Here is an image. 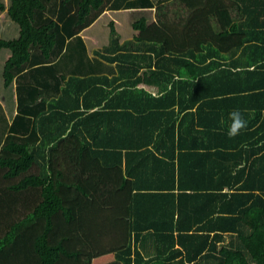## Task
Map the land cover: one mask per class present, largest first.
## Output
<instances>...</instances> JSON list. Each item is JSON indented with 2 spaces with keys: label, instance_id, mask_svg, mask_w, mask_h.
Segmentation results:
<instances>
[{
  "label": "trees",
  "instance_id": "trees-1",
  "mask_svg": "<svg viewBox=\"0 0 264 264\" xmlns=\"http://www.w3.org/2000/svg\"><path fill=\"white\" fill-rule=\"evenodd\" d=\"M202 1L161 0L145 14L105 13L119 8L113 0H0V53H9L2 63L0 55L4 103L24 70L48 75L43 66L70 37L81 35L91 55L117 68L111 78L59 75L60 93L48 101L34 88H18L17 114L0 146V264H264V153L250 152L251 142L224 145L226 156L243 153L254 173L240 191L223 193V186H236L240 174H230L241 162L222 169L219 193L207 196L225 205H184L183 191L175 193L176 202L162 198L175 196L174 170L162 156L172 158L175 149L181 154L183 133L176 145L173 131L180 113L179 127L209 105L200 104L201 96L220 87L240 99L264 97V33L253 45L260 64L234 67L237 81L183 78L185 70L196 75L182 63L197 57L204 36L216 41L228 35L218 19L222 6L215 12L213 0ZM199 4L193 14L185 12ZM210 15L222 32L206 35L211 24L203 21ZM256 107L259 112L264 104ZM131 109L164 116L160 134L170 137V146L162 144L170 155L157 144L129 143L142 121ZM260 132L257 141L264 139ZM149 237L153 253L144 257L140 250Z\"/></svg>",
  "mask_w": 264,
  "mask_h": 264
},
{
  "label": "crops",
  "instance_id": "crops-1",
  "mask_svg": "<svg viewBox=\"0 0 264 264\" xmlns=\"http://www.w3.org/2000/svg\"><path fill=\"white\" fill-rule=\"evenodd\" d=\"M145 1L146 0H140V2H142L140 3L134 0H113L111 5L115 7L119 6V8L111 9L108 7L105 13L111 11H133L149 14L153 12L157 2L161 0L149 2L151 7H144L143 5L145 4L143 3ZM202 2H205V0ZM212 2L215 12L221 6L225 11L223 14H220L218 19L222 17L223 20H225L223 23H225L224 28L228 35L224 36V39L217 38L216 41H210L208 36H204L200 52L196 54L197 57L185 59V62L182 63L184 69H186V66H191V70L196 75L193 77L188 73V70H185L186 72L183 78L189 81H199L200 78H213L214 76L216 80H222L224 83L230 79L237 81L235 75H232L236 71L234 67L239 68L246 65L252 66L260 64V60L255 59L257 57L255 52L257 48L253 47V45L258 44L255 39L256 36L264 33V26L258 27V25H255L257 23L264 25V0H213ZM200 8V4L197 7L194 5L185 12L193 14ZM209 10L210 13L214 14V10ZM214 19L215 17L210 15L208 19L203 21L204 23L211 24V31L210 28L205 30L206 35L214 31L216 33L222 32L221 29L223 28H221L222 26L219 21L217 20V22H215ZM75 42H77V45L74 46ZM56 48L55 46L54 54L49 62L43 66L48 73L52 76L54 75L53 78H51L49 74L45 75L39 68L38 71L36 70L34 73H30V71L26 69L22 74L14 78V81L8 88L9 91H5L9 94L8 104L2 101L5 99L4 96H6L4 95V91L0 94V122L2 123V125L0 124V146L9 133V127L14 116L17 114V90L19 87H25L28 90L29 88H34L39 94L43 93L48 101L53 97H57L60 93V86L62 84L61 82L57 83L55 79L59 75L65 78L69 76L87 77L91 75H104L111 78L117 75L115 64L105 62L88 52L87 45L81 35L67 38L62 47ZM0 55H2V63L8 57L9 53L4 51L0 53ZM224 67H230L231 71L227 72ZM222 69H224L223 72L221 71ZM231 86L232 85H229L230 88ZM148 90L152 95L156 94L154 88H149ZM217 90V93H213L211 96L205 95V98H203L204 95L201 96L200 104L204 102L209 105L203 106V110H201L198 115L195 114L191 121L188 119L181 127H179V120L183 113L178 115L174 123L173 131L176 145L180 131L183 133L181 141L178 142L179 145H181V154L175 149V155L172 158L162 156L165 162L171 163V165L167 166L169 168L172 166L175 174V186L171 193L175 194L177 191H183L182 193H184V195L182 199L184 200L183 203L185 202L184 205H225V200L212 203L213 201H210V197L207 195L219 193L220 188H218V185L221 183V179H223V175L221 174L222 169H224V167L228 168L234 163H238L239 160L241 163L231 171L230 175L236 177V175L240 174V179L236 180V186L232 190L223 186L222 192L240 191L241 185H243L245 178H247V174L250 173L253 176L254 173L251 171L253 169H247L248 164L245 165V155L243 156L242 153V155H238L236 158L226 156L224 153H227L229 150L224 148V145L237 143L238 145L242 144L245 148L247 143L251 142L253 146L250 147V152L254 154L257 152L264 153V139L257 141L258 137L261 135L260 130H264V126L261 127V124H264V107L259 108V112L258 107H256L257 104H264V97L257 99V95H253L254 97L249 99L251 96L243 94L246 96L240 99L236 97L242 96H237L238 94L230 91L228 87L226 89L220 87ZM249 92L251 93V91ZM45 108L46 104L43 106V109ZM173 109L175 114H177V106ZM234 109H238L241 112V116L246 124L239 130L236 136L224 137L225 132L222 131L228 130L230 123L228 114ZM129 112H133L132 109ZM133 113L134 115H138V117L141 118L139 120L142 121L139 122L140 125L134 130L135 135L132 132L129 143L141 146V148H144L145 144H147L148 147L157 144L159 147L158 151H167V155H170L171 150L162 146V144L167 146L171 145L170 137H166L164 134L161 136L160 134V130L164 127L162 126L164 124L162 119L165 120L164 116L160 117L152 110H134ZM168 118L171 122V117ZM160 119L161 122H159ZM193 129H196L197 132L193 131ZM255 130L259 132L255 133ZM133 136L134 138H132ZM259 148H261V150L256 151V149ZM154 152L157 153L156 151ZM188 153H194L195 155L189 156ZM213 153H219L217 155L218 157H215ZM138 157L143 162V157ZM253 157L256 158L257 156L254 155ZM167 166L165 165L164 169H167ZM243 166L246 168L245 172L237 173ZM248 167L250 168V166ZM230 175L225 174L227 177ZM164 176L163 174V177ZM168 191L170 192V190ZM148 192L150 191L148 190ZM256 192L257 191H255V193ZM150 193L156 192L151 191ZM162 198L164 202L170 201L171 198L175 202L176 200L178 201L176 194L174 197H171V195L167 193L162 196ZM164 205H171V202ZM212 235L213 233L210 234V237H212ZM144 243L147 248L146 250L140 251L144 257H148L153 253V237L147 238Z\"/></svg>",
  "mask_w": 264,
  "mask_h": 264
},
{
  "label": "clouds",
  "instance_id": "clouds-1",
  "mask_svg": "<svg viewBox=\"0 0 264 264\" xmlns=\"http://www.w3.org/2000/svg\"><path fill=\"white\" fill-rule=\"evenodd\" d=\"M228 115L230 119L228 134L234 136L245 126L246 122L242 118L241 112L238 109L232 110Z\"/></svg>",
  "mask_w": 264,
  "mask_h": 264
},
{
  "label": "rangeland",
  "instance_id": "rangeland-1",
  "mask_svg": "<svg viewBox=\"0 0 264 264\" xmlns=\"http://www.w3.org/2000/svg\"><path fill=\"white\" fill-rule=\"evenodd\" d=\"M59 1H60V0H59ZM134 1H136V2H137V1L140 2V0H134ZM147 1H149V2H151V1L155 2L156 0H147ZM140 3H142V2H140ZM159 3H160V1L157 2V4H159ZM53 17H54L56 20L58 19L56 15H54ZM80 41H81V38H80ZM75 45H77V42L74 43V46H75ZM48 74H49V73H48ZM49 76H50L51 78H53V76H52L51 74H49ZM0 124L2 125L1 122H0ZM18 196H19L20 198H25V197H26V195H18Z\"/></svg>",
  "mask_w": 264,
  "mask_h": 264
}]
</instances>
